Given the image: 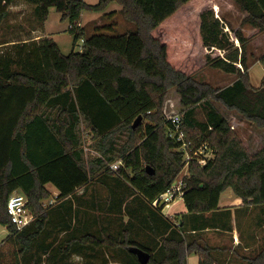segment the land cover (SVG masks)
Listing matches in <instances>:
<instances>
[{
  "label": "trees",
  "instance_id": "1",
  "mask_svg": "<svg viewBox=\"0 0 264 264\" xmlns=\"http://www.w3.org/2000/svg\"><path fill=\"white\" fill-rule=\"evenodd\" d=\"M15 1L0 0V29ZM22 1L34 6L39 26L51 7L75 25L85 9L103 10L118 2L120 12L136 28L123 33L108 28L106 33L97 25L88 34L84 26L69 27L74 46L85 39L82 50L69 54L49 36L0 41V224L8 227L6 241L17 247L13 264L43 261L48 251L33 249L48 250L58 236L64 239L49 254L48 264H65L75 244L98 251L123 248L131 256L122 258L127 264H141L134 247L151 254L148 264H187V255L194 252L204 255L201 264H214L213 247L182 237L184 219L166 222L170 231L162 240L165 256L158 260L131 238L129 228L117 235L82 234L89 230L88 224L75 228L72 210L55 207L51 212L44 200L52 195L49 184L59 191L63 204L77 189L107 173L125 177L159 209L160 202L154 201L178 180L186 165L183 144L191 142L194 148H212L215 157L205 164L195 158L188 163L182 178L189 214L217 212L228 188L245 205H263L264 147L250 153L214 101L264 128V83L252 86L248 71V47L256 34L264 32V0H235L244 13L242 26L253 29L249 35L241 28L234 30L239 44L216 14L214 0ZM115 12L105 15L111 18ZM205 66L235 73L237 79L225 87H212L195 77ZM171 88L177 89L184 106L183 140L171 136L173 124L163 112ZM199 107L203 120L197 117ZM82 127L93 134L92 146L99 156L86 158ZM118 159L123 165L113 171L110 164ZM147 166L155 173L149 174ZM14 191L28 196L35 215L21 230L7 211ZM61 212L66 213L59 216L60 225L49 227L53 214ZM74 229H80L82 236H74ZM30 251L31 261L25 259ZM100 258V264L109 262L106 255ZM246 264H264V248Z\"/></svg>",
  "mask_w": 264,
  "mask_h": 264
},
{
  "label": "rangeland",
  "instance_id": "2",
  "mask_svg": "<svg viewBox=\"0 0 264 264\" xmlns=\"http://www.w3.org/2000/svg\"><path fill=\"white\" fill-rule=\"evenodd\" d=\"M89 4H98L100 0H84ZM213 8L218 16L223 18L227 24V29L229 30L230 36L233 40L236 39L234 30L241 28L245 35L251 34L253 29L250 25H244L242 26V20L244 17V13L242 9L240 8L239 4L235 0H214L212 3ZM121 5L118 2H111L108 4V6L103 10H89L85 9L82 12L81 17V23L86 29V32L88 34L94 33L95 24H98L102 27V31L108 32V28L114 30L116 33H123L127 31H134L135 30V24L132 22H129L126 20L124 15L120 12ZM112 11H117L114 14H112L111 18L106 17L105 14H109ZM37 14L35 13L34 6L31 4H28L22 0H17L14 3H12L9 6V13L5 20L3 21L2 27L0 29V41L4 40H11V39H33L37 37H42V30L49 34L47 36L52 37L60 46L61 50L65 54H69L73 49L76 51L79 50V46L81 45V39H79L76 43V46H74V36L69 30L70 21L68 19H62L61 13L56 9V7H51L49 11V15L47 20L42 26H39V21ZM100 20V21H99ZM99 21V22H98ZM42 27V29H41ZM111 30V31H112ZM110 32V31H109ZM236 44H239L238 40L236 39ZM202 53V56L205 57L206 52L204 50H200ZM248 58H249V75H250V83L255 88L261 87L264 83V32L256 34L253 39L251 40V43L248 47ZM237 76V75H236ZM195 77L198 81L205 82L212 87L219 88L224 87L228 84H230L235 75L226 73L220 69L212 68L205 66L200 71H198L195 74ZM214 104L217 106V108L228 118L234 132L238 135V137L242 140L245 147L248 149L250 153H256L260 149L264 147V128L259 127L254 122H251L247 119H245L243 116H241L237 111L228 109L222 105V103L214 101ZM184 106L181 104L179 93L175 88H171L166 96V100L164 103V116L166 119L170 117V115L178 112H183ZM197 117L200 120L204 119V113L202 109L199 107L197 110ZM82 134V144L86 153V158L88 157H96L99 156L100 153L97 152L92 144H93V134L88 132L87 130H84V127L81 129ZM203 154H206L210 156V158L215 157L214 150L212 148H209L208 150H202ZM115 162L121 163V166L123 165V160L118 159ZM201 164V163H200ZM189 165L186 164L180 173L178 180L181 179L185 174L188 173ZM117 171V170H114ZM121 176V175H120ZM105 181L104 179H97L92 184H95L97 188L100 187L98 184L104 185ZM95 187V188H96ZM49 190L51 191L52 195L44 200L45 207L51 209V212L57 208L60 207L61 209L67 211L72 210L73 212V220L72 225H74L75 228H78L81 223H83L79 219V215H82L83 209L79 206L82 205L83 201L79 202V197L76 195V193L66 199V201L62 204V200H56L54 199L55 196V187L50 185L48 186ZM96 188V191H97ZM106 188H108L106 186ZM93 191V190H92ZM224 198L227 199L228 194L235 195L232 188L226 189L224 192ZM222 193V194H223ZM227 196V197H226ZM237 198H239L237 195H235ZM92 199V198H91ZM88 198L85 200V202H88V206L85 207L87 211V217L86 222L88 223L89 230L85 231L82 230V234L85 233H93L95 235L105 236L108 234H114L116 233L114 231H107L105 229H102L99 231L98 228L94 229V219L92 218V215L88 214L92 213L93 207H92V200ZM241 199V198H240ZM181 197L176 198L175 201H179L181 203ZM62 204V205H60ZM164 204L161 202L160 205ZM264 205V204H263ZM149 207L150 204H148ZM166 206V205H164ZM239 209L235 210L233 214L229 215V213H226L223 217V225L228 227H236L237 229H242L244 226V217H245V209L247 205H245L241 199ZM226 208H221V210H225ZM92 210V211H91ZM66 212H61L58 214H53L51 223L49 224V227H54L55 222L58 223V226L60 225L59 216H62V214H65ZM180 219L185 220V226L184 229H186L189 226V223H200L201 221H214L216 216H219L218 213H212L211 215H206L205 213H185L180 212L175 214ZM166 222L173 220L172 217H164ZM168 218V219H167ZM249 220V219H248ZM67 221V218H65V223ZM63 222V219L61 220ZM171 222V221H170ZM98 223V222H97ZM249 224L251 227V220H249ZM7 226H3L0 224V263L1 264H13V262L16 259L15 256V250H17V247L10 241H6L7 235L9 234V231L7 229ZM177 231V230H176ZM80 234V229L77 231L74 229L73 235L74 236H82ZM44 237V236H42ZM227 237L231 238V235H223L222 239L223 241L227 240ZM64 237L58 236L55 240L54 246H51L48 248V250H45L44 248H41V250H35L33 249V252H45L48 254L44 255L43 261H40L38 264H48V258L49 254L54 251V249L59 245L62 244ZM40 240H42L40 238ZM46 242L49 241V238H45ZM44 241V240H43ZM52 241V239L50 240ZM40 244V241L38 242ZM38 247V246H37ZM39 248V247H38ZM74 253L70 254L68 256V261L65 262V264H99L101 261L100 256H103L106 254V252L110 255L107 256L108 261L112 260V264H115L117 261V264H122L123 261L120 260L122 258H131L130 255L125 252V249L123 248H117V249H110V248H103L100 251L98 249H93L91 246L84 247L80 244H75L74 247ZM162 248L158 250V252L155 253V258L158 260H162L165 256V251H161ZM238 252V250H237ZM161 253L163 255H161ZM32 254L34 253L27 252L25 255V259L31 261ZM120 258V259H116ZM110 262V261H109ZM64 264V263H61Z\"/></svg>",
  "mask_w": 264,
  "mask_h": 264
},
{
  "label": "crops",
  "instance_id": "3",
  "mask_svg": "<svg viewBox=\"0 0 264 264\" xmlns=\"http://www.w3.org/2000/svg\"><path fill=\"white\" fill-rule=\"evenodd\" d=\"M95 25L97 26L98 24ZM42 32L43 36L49 35L43 30ZM232 74L235 77L230 84L237 79L236 74ZM99 178L104 179L105 183L104 185L98 184L100 186L98 188L95 186L97 188L96 191L95 184L92 183ZM55 193H59L56 188ZM76 195L79 197V202L83 201L82 205L79 206L83 209L82 215H79V219L83 223L80 224L79 228H83L88 224L85 220L87 217L85 207L88 206V202H85V200L92 198L93 211L91 210L92 213H89L88 216L92 215L94 219V229L98 228V231L99 229L114 231L117 235L123 229L129 228L131 238L150 249L153 255L162 248V240L170 231L166 227L167 223L164 217H172V223H175L179 219L175 214L180 212L188 213L183 197H181V203L175 201V199L168 205L164 206L165 204H162L159 209H156L122 175L100 173L88 185L77 189ZM227 195V199L224 198V193L221 195L220 209L217 212L206 213V215L218 213L219 216H216L215 222L189 223V226L184 231L180 230V232L182 237H186L188 241H199L213 247L214 249L210 252V255L214 264H246L248 258L257 255L264 248V205H247L244 208L245 217L242 229H237L234 226H224V215L229 212V215L233 214L235 210L240 208L241 202V199L235 195L228 193ZM221 208L226 209L221 210ZM248 219L251 220L252 231ZM223 235H231V238L229 237L228 239L227 237V240L223 241ZM105 255L108 256L109 254L106 252ZM161 255L163 254L161 253ZM203 258L204 255L196 252L188 254L187 264H201L200 262ZM112 260L110 257V262L106 264H112ZM122 264L127 263L123 261Z\"/></svg>",
  "mask_w": 264,
  "mask_h": 264
},
{
  "label": "built area",
  "instance_id": "4",
  "mask_svg": "<svg viewBox=\"0 0 264 264\" xmlns=\"http://www.w3.org/2000/svg\"><path fill=\"white\" fill-rule=\"evenodd\" d=\"M83 26L81 24V20L77 22L75 25H70V28L80 27ZM81 45L79 46V50L83 49V45L85 42L84 38H81ZM173 124V132L171 136H177L178 140H183V133H182V115L181 112L174 113L170 115L168 118ZM177 133V134H176ZM183 148L185 149V162L186 164L189 163L191 159H197L201 164H205L206 161L210 158V156L203 154L202 150H208L209 148L205 146H200L194 148L191 145V142H184ZM121 166V163L114 162L110 164V168L112 170H118ZM186 184L183 181V178L177 180L164 194L160 196L159 199L154 201V204L158 202H163L165 205H168L170 202L175 200L176 198L183 197L184 190ZM54 199L58 201V194H55ZM29 198L26 194L21 191H14L8 200L7 203V211L11 218L12 223L16 226L18 230L25 228L26 226L30 225L34 219L35 215L28 207ZM8 229V228H7ZM9 231V230H8Z\"/></svg>",
  "mask_w": 264,
  "mask_h": 264
},
{
  "label": "water",
  "instance_id": "5",
  "mask_svg": "<svg viewBox=\"0 0 264 264\" xmlns=\"http://www.w3.org/2000/svg\"><path fill=\"white\" fill-rule=\"evenodd\" d=\"M141 120H142V116L140 115L135 120V122L133 124V127L135 128L141 122ZM147 172L149 174H154L155 173V170L151 169L150 166H147ZM132 250L137 255V258H138V260H139V262L141 264H148V262L150 261V258H151V254L148 251H146V250H144V249H142L140 247H134V248H132Z\"/></svg>",
  "mask_w": 264,
  "mask_h": 264
}]
</instances>
